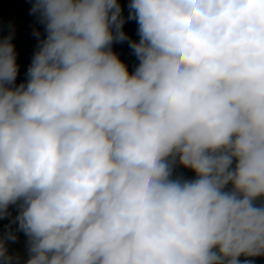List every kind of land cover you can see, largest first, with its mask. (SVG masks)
<instances>
[{
	"label": "clouds",
	"instance_id": "9594fccd",
	"mask_svg": "<svg viewBox=\"0 0 264 264\" xmlns=\"http://www.w3.org/2000/svg\"><path fill=\"white\" fill-rule=\"evenodd\" d=\"M128 8L138 41L118 0H33L18 85L14 27L0 37V264L18 232L24 264L264 257V0Z\"/></svg>",
	"mask_w": 264,
	"mask_h": 264
},
{
	"label": "crops",
	"instance_id": "0c3cea01",
	"mask_svg": "<svg viewBox=\"0 0 264 264\" xmlns=\"http://www.w3.org/2000/svg\"><path fill=\"white\" fill-rule=\"evenodd\" d=\"M123 9V16L126 19L123 30L125 33L135 41L139 40L137 34L138 24L135 20H127L129 14L128 4L130 0H118ZM33 0H0V37L7 36L10 31V25L14 27L15 35L13 36L12 43L15 45L17 53V64L19 72L16 84L25 82L27 77L26 73L29 65L31 64L34 52L37 49L38 38L33 35L34 29H39L43 38V25L38 23L34 14L30 13ZM113 51L116 52L120 59L124 61L129 71L134 70L138 64V60L133 54L132 49L129 47L127 41L121 43H113ZM176 174H182L185 178L191 179L194 173L188 169L178 167ZM13 216L16 215V209L13 206L10 208ZM9 219L0 220V232L5 231V226L8 225ZM13 229L16 225L12 226ZM18 240L16 242H9V252L18 254L20 257L19 264H24L27 259L26 252V236L23 232H18ZM250 259L253 264H264V257H240V260Z\"/></svg>",
	"mask_w": 264,
	"mask_h": 264
}]
</instances>
